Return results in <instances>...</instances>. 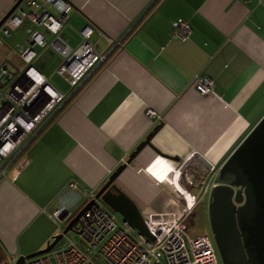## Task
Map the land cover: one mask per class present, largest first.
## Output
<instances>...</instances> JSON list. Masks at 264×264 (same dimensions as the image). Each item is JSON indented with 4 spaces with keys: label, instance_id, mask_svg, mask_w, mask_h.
Returning <instances> with one entry per match:
<instances>
[{
    "label": "crops",
    "instance_id": "1",
    "mask_svg": "<svg viewBox=\"0 0 264 264\" xmlns=\"http://www.w3.org/2000/svg\"><path fill=\"white\" fill-rule=\"evenodd\" d=\"M17 1L0 0V19ZM66 1L70 18L58 36L74 50L83 41L81 30L91 25L88 40L106 58L71 87L58 73L61 54L35 46L34 65L67 97L0 179V249L8 260L44 248L60 230L51 214L65 208L67 224L89 200L88 192L98 191L157 125L152 144L115 183L141 204L172 190L151 170L165 172L200 153L216 171L203 177L186 168L178 182L208 202L218 168L264 115V0ZM21 5L42 12L24 0ZM178 20L191 26L184 41L172 35ZM35 28L25 18L2 35L0 64L24 66L21 53ZM39 31L54 37L45 26ZM198 74L214 80L213 93L195 87Z\"/></svg>",
    "mask_w": 264,
    "mask_h": 264
},
{
    "label": "built area",
    "instance_id": "2",
    "mask_svg": "<svg viewBox=\"0 0 264 264\" xmlns=\"http://www.w3.org/2000/svg\"><path fill=\"white\" fill-rule=\"evenodd\" d=\"M24 1L31 7H41L42 12L26 11L19 4L0 26L1 46L2 35L16 30L25 18H30L36 25L21 53L24 66L16 69L0 64V179L27 150L67 97L58 92L34 65L39 54L35 46L40 49L52 47L61 54L63 63L58 73L62 76L69 73L70 78L67 79L71 87L82 82L88 72L106 58V54L96 53L88 40L93 31L91 25L81 30L83 41L77 49H71L58 36L69 22L72 5L68 1ZM173 25L174 37L184 41L190 36L191 26L186 21L178 20ZM40 26H45L54 37L48 40L39 31ZM194 81L203 95L213 93L214 80L210 77L198 74ZM186 168L203 177L216 171L215 166L200 153H193L176 168L169 166L165 172L151 170L158 183L165 182L172 187L170 193L153 196L137 205L152 238L96 198L97 191L91 190L88 197L94 202L72 225L71 230L77 233L78 240L70 239L63 246H55L47 253L27 258L23 264H221L219 250L210 234H190L188 219L200 199L197 200L191 190L178 182ZM76 184L70 183L71 186ZM51 216L62 232L69 217L68 211L56 209ZM18 258V255H12L7 264H16Z\"/></svg>",
    "mask_w": 264,
    "mask_h": 264
},
{
    "label": "water",
    "instance_id": "3",
    "mask_svg": "<svg viewBox=\"0 0 264 264\" xmlns=\"http://www.w3.org/2000/svg\"><path fill=\"white\" fill-rule=\"evenodd\" d=\"M22 1L18 0L0 19V26ZM159 126L115 169L95 195L150 238L137 203L115 179L146 144H152ZM93 202L94 199L89 200L44 248L19 256L16 264L53 249ZM208 218L223 264H264V115L218 168L208 198Z\"/></svg>",
    "mask_w": 264,
    "mask_h": 264
},
{
    "label": "rangeland",
    "instance_id": "4",
    "mask_svg": "<svg viewBox=\"0 0 264 264\" xmlns=\"http://www.w3.org/2000/svg\"><path fill=\"white\" fill-rule=\"evenodd\" d=\"M64 77L69 78L70 77L69 73L66 72L64 74ZM64 81L65 80L63 78H61V76L59 75L58 85L60 86V88L64 87V84H65ZM65 88H66V92H67L71 87L66 85ZM203 188H204V184L203 183L199 184L198 192H202ZM66 225L67 224H63V228H65ZM188 227H189L190 234L192 236H198V235H201L204 233H208L212 236V239H213V235H212L211 227H210V223H209V218H208V214H207V201L203 200V201L199 202V205L197 206L196 210L188 219ZM59 232H60V230H59ZM70 239L78 240V235L73 230H69L61 238V240L57 243L56 246H63L65 244H67ZM213 241H214V239H213ZM3 264H7V262H5ZM221 264H223L222 260H221Z\"/></svg>",
    "mask_w": 264,
    "mask_h": 264
},
{
    "label": "trees",
    "instance_id": "5",
    "mask_svg": "<svg viewBox=\"0 0 264 264\" xmlns=\"http://www.w3.org/2000/svg\"><path fill=\"white\" fill-rule=\"evenodd\" d=\"M101 69V68H100ZM99 69V70H100ZM98 71V70H97ZM96 71V72H97ZM96 72H95V74H96ZM94 74V75H95ZM93 75V76H94ZM93 76H91V78L93 77ZM91 78H89V79H87L81 86H80V88L73 94V96L72 97H74V96H76V95H78L85 87H86V85L88 84V82H89V80H91ZM7 260H8V257H7V255L0 249V264H3V263H5V262H7Z\"/></svg>",
    "mask_w": 264,
    "mask_h": 264
},
{
    "label": "flooded vegetation",
    "instance_id": "6",
    "mask_svg": "<svg viewBox=\"0 0 264 264\" xmlns=\"http://www.w3.org/2000/svg\"><path fill=\"white\" fill-rule=\"evenodd\" d=\"M207 214H208V202H207Z\"/></svg>",
    "mask_w": 264,
    "mask_h": 264
}]
</instances>
